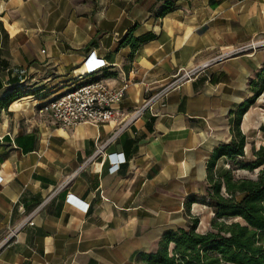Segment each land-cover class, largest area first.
<instances>
[{"label":"crops","instance_id":"1","mask_svg":"<svg viewBox=\"0 0 264 264\" xmlns=\"http://www.w3.org/2000/svg\"><path fill=\"white\" fill-rule=\"evenodd\" d=\"M165 1L0 0V264H140L165 232L213 217L207 163L234 121L244 158L259 148L255 101L237 109L264 82V0ZM100 59L95 77L126 85L123 111L171 85L112 140L118 120L55 128L37 114ZM110 154L124 157L115 171Z\"/></svg>","mask_w":264,"mask_h":264},{"label":"trees","instance_id":"2","mask_svg":"<svg viewBox=\"0 0 264 264\" xmlns=\"http://www.w3.org/2000/svg\"><path fill=\"white\" fill-rule=\"evenodd\" d=\"M173 4L174 0L165 1L163 12L170 11ZM262 92L264 82L238 107L239 120ZM19 96L18 91L11 92L3 101ZM238 123H233L231 141L216 148L207 163L209 185L203 204L214 212L210 230L196 232L198 219L192 218L188 228L165 232L154 253L139 254L140 264H264V145L253 150L250 160H245V136ZM222 156L231 165L215 172V163ZM234 169L258 171L255 178L235 177ZM170 242L173 247L168 251Z\"/></svg>","mask_w":264,"mask_h":264},{"label":"built area","instance_id":"3","mask_svg":"<svg viewBox=\"0 0 264 264\" xmlns=\"http://www.w3.org/2000/svg\"><path fill=\"white\" fill-rule=\"evenodd\" d=\"M104 66L103 60L98 63L92 62V66H88L85 70V76L88 79L84 83L74 85L70 89L38 103L37 114L47 118L51 126L55 128H69L78 123L100 125L111 120H118L113 134L108 139L112 140L117 134L136 122L150 107V103L160 99L171 85L168 84L157 94L145 98L140 105L131 110L123 111L120 104L124 98L126 85L112 88L102 79L96 78V72ZM192 71L194 70H183L175 81L190 78ZM103 146L96 145L90 158L101 153ZM106 159L110 161V168L113 171L117 170L118 166L124 162V157L120 154L119 156L107 155ZM70 198L71 196L68 197L69 200ZM86 210L87 206L85 207Z\"/></svg>","mask_w":264,"mask_h":264},{"label":"rangeland","instance_id":"4","mask_svg":"<svg viewBox=\"0 0 264 264\" xmlns=\"http://www.w3.org/2000/svg\"><path fill=\"white\" fill-rule=\"evenodd\" d=\"M253 115L251 120L253 121L252 127L248 131L249 142H252V145L257 147L264 145V95L258 96L253 103ZM245 160H249L245 158ZM258 170L248 171L245 169H234L233 173L235 177H248L255 178ZM212 214L209 209H205L204 213L200 214L199 224L200 227L209 228L210 227V218Z\"/></svg>","mask_w":264,"mask_h":264}]
</instances>
